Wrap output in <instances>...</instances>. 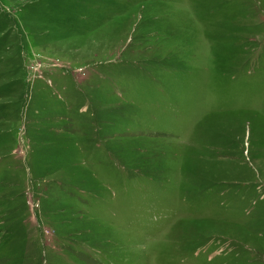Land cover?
<instances>
[{"label": "rangeland", "instance_id": "1", "mask_svg": "<svg viewBox=\"0 0 264 264\" xmlns=\"http://www.w3.org/2000/svg\"><path fill=\"white\" fill-rule=\"evenodd\" d=\"M0 264H264V0H0Z\"/></svg>", "mask_w": 264, "mask_h": 264}]
</instances>
